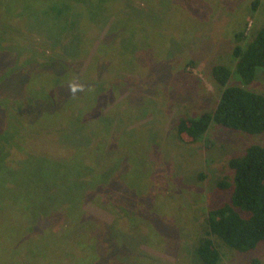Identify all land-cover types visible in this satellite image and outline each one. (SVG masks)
<instances>
[{
	"label": "rangeland",
	"instance_id": "1",
	"mask_svg": "<svg viewBox=\"0 0 264 264\" xmlns=\"http://www.w3.org/2000/svg\"><path fill=\"white\" fill-rule=\"evenodd\" d=\"M81 1L84 17H101L88 12L94 11L90 5L107 14L98 0ZM253 1H115L109 18L81 22L80 33L78 15L67 10L55 17L47 0H28L26 9L38 5L37 15L14 13L8 26L0 25V103L20 111L26 97L38 93L46 104L33 113L42 120L45 108L53 111L56 123L41 127L26 118L21 135L1 136L0 143L7 141L4 164L12 166L14 178L5 176L13 181L9 187L0 178V215L26 204L40 213L37 193L47 196L41 206H50L48 212L84 202L108 223V234L120 237L122 247L112 255L119 264H204L197 247L209 230L208 210L230 197L218 181L232 176L231 157L249 145H264V132L212 122L201 140L185 143L177 122L215 108L220 88L212 67L234 68L235 33L245 30L251 40L264 24V0L256 10ZM34 43L51 46L56 58L37 52ZM67 63L69 75L83 76V92L65 79L56 81ZM236 74L229 84L237 82ZM69 87L58 113L51 99L59 88L66 96ZM245 87L264 94V68ZM42 213L33 222L35 231L54 223ZM62 219L57 232L65 228ZM215 239L219 264H264V242L239 251Z\"/></svg>",
	"mask_w": 264,
	"mask_h": 264
},
{
	"label": "trees",
	"instance_id": "2",
	"mask_svg": "<svg viewBox=\"0 0 264 264\" xmlns=\"http://www.w3.org/2000/svg\"><path fill=\"white\" fill-rule=\"evenodd\" d=\"M27 1L0 0V5L4 7V10L0 11V25L8 26L7 22L14 13L20 17L27 13L37 15L39 6H34L33 3L32 8L26 9ZM32 1L34 2V0ZM47 1L49 2L48 11L55 17L67 10L69 14L81 17L82 20L79 21V24L76 23L81 33L84 30L83 27H79L81 22L85 26L89 21L95 20L97 23L102 18H109L113 11H116L115 1L123 0H98L102 9L103 7L107 9L106 13L109 16L105 14L103 17V10L98 11L101 6L90 5L94 11L88 9V12L92 16H101L92 19L84 17L87 12L83 9V11L81 10L83 13L80 11L83 16L79 13L84 1ZM144 6L146 7L145 3ZM257 6L258 0H254L252 8L256 10ZM72 22L74 23L73 20ZM246 36L245 30L238 31L234 35L235 44L232 48V55L235 58L234 68L223 63H217L212 67L211 76L220 88L215 108L197 116L179 118L177 131L183 142L195 143L201 140L212 122L225 128L241 130L250 134L264 132V94L245 87L254 81L258 68H264V24L251 40H246ZM44 39L42 41H45ZM34 46L39 49L37 52H41L42 55L56 58L51 54L53 52L51 46L39 47L35 43ZM70 57L66 58L70 59ZM68 63L66 69L64 68L65 73L60 77L54 75L56 81L65 79L69 81L71 89H75L76 86L75 91L81 88L83 92V76L69 75L70 65ZM76 70L74 69L72 73L77 74ZM235 73L238 76V78L234 77L237 82L229 84ZM71 80L73 84H71ZM238 81L240 84H237ZM89 88L91 93L92 86ZM57 90V95L51 99V105H54L59 113L64 102L63 97L66 98L70 94V87L66 96L60 88ZM27 92L29 93L26 89V94ZM38 95L36 93L32 97H26V105L20 111L0 103V138L5 131H11L14 134L21 130L26 131L24 125H21L26 118L30 121V125L40 121L41 127L53 126L56 123L54 116L52 117L53 111H47L45 108L47 115L42 120L40 117L43 115L39 117L38 113H33L32 110L35 106L46 104L45 98L40 99ZM58 106L60 107L58 108ZM3 143H0V178L5 182L3 187H9L13 181H7L5 176L9 174L13 177L12 173L14 172L12 166L4 164ZM228 167L231 169L232 176L220 179L218 186L220 189L230 190V197L221 205L209 208L207 219L209 230L197 247V253L204 264H219L222 259V253L215 237L230 248L239 251H251L260 242H264V145H249L243 155L230 158ZM37 194L40 196V199H37L40 201V213H37L35 205L26 204L24 208H16L18 210L15 211L16 213L6 211L4 216L0 215V264H119L112 255L122 247L120 237L108 234V223L105 224L101 219L93 216L85 209L84 202L78 206L68 202L55 211L48 212L50 206L45 208V205L41 206L47 196ZM31 195L28 197L30 198ZM86 197L93 199V194L88 192ZM44 209H47L46 213H42ZM41 213L52 216L54 223L42 231H35L33 222L39 218ZM62 218L65 220L61 225L65 228L61 232H57L54 227L58 225L59 220H63Z\"/></svg>",
	"mask_w": 264,
	"mask_h": 264
},
{
	"label": "clouds",
	"instance_id": "3",
	"mask_svg": "<svg viewBox=\"0 0 264 264\" xmlns=\"http://www.w3.org/2000/svg\"><path fill=\"white\" fill-rule=\"evenodd\" d=\"M73 91H75V89H73Z\"/></svg>",
	"mask_w": 264,
	"mask_h": 264
}]
</instances>
